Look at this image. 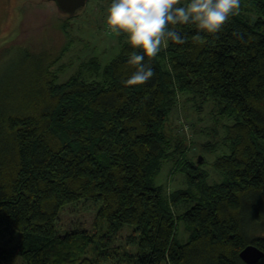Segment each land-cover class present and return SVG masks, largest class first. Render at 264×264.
<instances>
[{
    "label": "trees",
    "instance_id": "trees-1",
    "mask_svg": "<svg viewBox=\"0 0 264 264\" xmlns=\"http://www.w3.org/2000/svg\"><path fill=\"white\" fill-rule=\"evenodd\" d=\"M62 24L58 49L29 44L0 85V237L9 236L0 264L16 256L23 264H247L239 253L248 244L264 254V0H241L216 34L172 26L184 42L146 58L155 75L139 86L125 82L134 66L123 38L109 62L90 57L58 82L61 66L52 67L72 44ZM180 96L213 100L233 123L215 184L174 135L175 168L196 190L166 196L155 178ZM80 200L100 202L93 228L57 233L61 209ZM126 225L132 230L117 243Z\"/></svg>",
    "mask_w": 264,
    "mask_h": 264
},
{
    "label": "rangeland",
    "instance_id": "rangeland-1",
    "mask_svg": "<svg viewBox=\"0 0 264 264\" xmlns=\"http://www.w3.org/2000/svg\"><path fill=\"white\" fill-rule=\"evenodd\" d=\"M111 0H88L85 8L76 15H62L52 0H0V85L10 81L19 68L22 52L29 44L40 47L58 49L65 36L59 26L65 22L67 33L72 38L70 48L62 59L52 68L61 66L58 82H64L77 73L82 62L97 56L102 64L109 62L120 49V41L126 36L110 32L106 24L107 9ZM123 38V39H122ZM45 45V46H44ZM169 126L172 127L170 154L162 163L161 170L155 178L156 184L163 187V192L177 190H196L186 179V173L180 167L175 168L180 154L175 151L173 141L176 135L182 141L181 150L185 158L198 165L197 171L205 173L208 184L219 183L222 174L215 168L214 161L229 149L222 142L227 126L233 123L227 115L220 114L213 100H202L200 97L186 98L180 96L169 115ZM191 123V127L181 130V125ZM189 121V122H188ZM232 122V123H231ZM181 123V125H180ZM173 132V133H172ZM211 145V147H210ZM200 157V161L197 159ZM188 207V203H184ZM100 202L80 200L66 204L60 211L55 223L57 233H66L75 229L93 228V219ZM185 208H181L184 211ZM179 237L185 239L187 233L183 222H178ZM132 226L126 225L120 231L117 243H124ZM18 235V232H16ZM9 236L2 235L0 241L5 242ZM6 246L5 244H0ZM4 264H23L20 257H15Z\"/></svg>",
    "mask_w": 264,
    "mask_h": 264
},
{
    "label": "clouds",
    "instance_id": "clouds-1",
    "mask_svg": "<svg viewBox=\"0 0 264 264\" xmlns=\"http://www.w3.org/2000/svg\"><path fill=\"white\" fill-rule=\"evenodd\" d=\"M240 10L241 0H111L107 28L126 36L133 49L128 62L134 70L125 82L130 86L146 84L155 75L146 58H155L170 41L184 42L172 26L195 24L201 33L216 34Z\"/></svg>",
    "mask_w": 264,
    "mask_h": 264
},
{
    "label": "water",
    "instance_id": "water-1",
    "mask_svg": "<svg viewBox=\"0 0 264 264\" xmlns=\"http://www.w3.org/2000/svg\"><path fill=\"white\" fill-rule=\"evenodd\" d=\"M57 10L64 16L72 17L78 11L85 8L88 0H52ZM200 157L198 161H200ZM263 252L254 244L246 245L239 253L240 258L247 264L256 263L262 256Z\"/></svg>",
    "mask_w": 264,
    "mask_h": 264
}]
</instances>
